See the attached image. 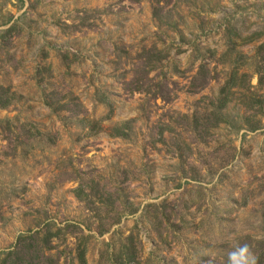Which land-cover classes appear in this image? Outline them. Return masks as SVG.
<instances>
[{"label": "rangeland", "instance_id": "374dc122", "mask_svg": "<svg viewBox=\"0 0 264 264\" xmlns=\"http://www.w3.org/2000/svg\"><path fill=\"white\" fill-rule=\"evenodd\" d=\"M36 231L56 264H264V0H0V259Z\"/></svg>", "mask_w": 264, "mask_h": 264}, {"label": "trees", "instance_id": "16d2710c", "mask_svg": "<svg viewBox=\"0 0 264 264\" xmlns=\"http://www.w3.org/2000/svg\"><path fill=\"white\" fill-rule=\"evenodd\" d=\"M39 235V231L19 235L14 247L2 255L0 264H56L53 259L45 256L38 246ZM78 261L79 264H86L84 251L79 252Z\"/></svg>", "mask_w": 264, "mask_h": 264}, {"label": "clouds", "instance_id": "9594fccd", "mask_svg": "<svg viewBox=\"0 0 264 264\" xmlns=\"http://www.w3.org/2000/svg\"><path fill=\"white\" fill-rule=\"evenodd\" d=\"M235 256H236V254H233V260L234 261H235ZM237 264H238V262H237ZM250 264H255V259L254 258L250 259Z\"/></svg>", "mask_w": 264, "mask_h": 264}]
</instances>
